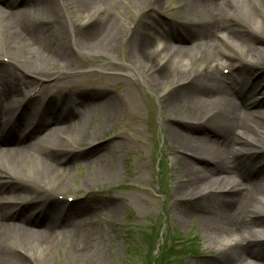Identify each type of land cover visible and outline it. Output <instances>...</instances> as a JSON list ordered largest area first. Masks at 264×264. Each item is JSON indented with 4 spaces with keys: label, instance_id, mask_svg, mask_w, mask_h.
<instances>
[{
    "label": "bare ground",
    "instance_id": "bare-ground-1",
    "mask_svg": "<svg viewBox=\"0 0 264 264\" xmlns=\"http://www.w3.org/2000/svg\"><path fill=\"white\" fill-rule=\"evenodd\" d=\"M170 1L178 14L192 16L158 20ZM260 14L264 0H0V264H51L52 250L60 264H109L87 247L97 235L95 225H85L94 215L88 208L104 206L115 215L121 205L111 195L107 201L94 195L93 205L82 203L87 193L80 200L67 195L69 165L89 134L88 115L99 114L92 129H105L123 108V134L138 142L142 105L119 78L121 86L113 90L98 87L107 78L85 87L75 83L77 53L124 58L129 73L157 98L164 136L182 160L215 163L213 170L185 166L194 170L192 210L213 250L204 264H264V170L248 160L264 153V124L258 120L264 111L250 110L258 99H244L256 89L264 95ZM107 68L116 67H100ZM243 68L248 78L238 77ZM53 75L68 80L66 89L50 86ZM222 80L229 82L220 86ZM94 139L88 150L105 148ZM249 172L254 176L242 179ZM182 189H173L175 208ZM2 192L16 194L20 205L5 203ZM180 208L176 225L189 213Z\"/></svg>",
    "mask_w": 264,
    "mask_h": 264
},
{
    "label": "rangeland",
    "instance_id": "rangeland-1",
    "mask_svg": "<svg viewBox=\"0 0 264 264\" xmlns=\"http://www.w3.org/2000/svg\"><path fill=\"white\" fill-rule=\"evenodd\" d=\"M178 12L181 11L177 5L170 1L165 3L164 9L158 13L157 18L160 21H169L170 18L184 21L182 19L189 15L186 13L180 15ZM191 16L189 15V18ZM259 17L264 22L261 14ZM237 27L242 31H248L245 25L239 24ZM68 40L71 42L70 39ZM76 56L81 67L75 70L79 75L77 74L78 77L73 79L79 86L85 87L94 81L107 78L103 80L106 82L98 87L113 90L121 86L119 79L128 81L131 89L140 95L142 105L141 110L137 111L139 116L137 129L142 131L138 142L134 137L123 134L126 130L119 121L124 115L121 107L118 120L105 129H92L97 126L99 114L95 113L87 117L91 127L88 130L89 134L82 142L80 153L71 160L72 163L69 165L70 174L67 179L70 190L67 195L72 197L74 195L80 200L83 198L82 195L87 193L82 203H90V205H93L94 195L105 201L109 200L111 195L121 205V210L115 215L108 212L104 206L88 208V211L94 215H89L90 218L86 220L85 225H95L97 235L87 247L92 251L96 250L107 259L109 264H204L211 261L213 250L207 246L206 234L198 228L200 216L192 210L195 204L189 196L195 186V173L194 170H187L185 166L191 164L195 166V171L196 168L213 170L215 163L204 157H185L182 160L184 157L175 151V146L164 136V124L157 98L139 76L133 72L129 73L124 58L117 57L116 61H109L99 55L91 58L89 55L77 53ZM106 62L113 63L116 68L114 70L100 69ZM200 62L201 59L191 62L190 68L194 70ZM227 72L224 71L223 74L228 75ZM57 75L51 77L50 86H55L58 90L66 89L63 83L68 80L61 79L62 76ZM238 77L248 78L249 70L243 68ZM51 82L54 84L51 85ZM226 82L229 81H220V86ZM257 93L258 89L245 93L244 99L248 101L258 99L259 104L250 107V110L264 111V95ZM66 113L68 114V111ZM258 120L264 124V117H259ZM178 123L174 121L172 125L177 128ZM23 131L25 130H22V136H24ZM90 138L104 143L105 148L88 150L87 142ZM80 140L77 139V141ZM109 141H115L118 145L113 143L111 148ZM12 146L14 145L8 147ZM98 155L103 157L94 160ZM248 160H251V164L256 162L258 167L264 170L263 152L256 153ZM219 172L216 170L215 174ZM253 176L254 173L249 172L242 179L248 180ZM82 180L87 181V183L84 182L86 185L77 188ZM175 187L183 188L180 192L181 199L178 200L180 202L177 203L179 208H175L176 202L172 200ZM2 194L7 198L5 203L11 204V207L20 205L21 199L16 194L4 192ZM180 206H185L189 213L183 217L182 225H176L174 218L180 217ZM262 213L264 215V212ZM17 220L18 218H14L11 221ZM261 222L264 225V218ZM254 250L258 252L257 249ZM52 255L54 261L51 264H60L61 258L56 255L55 250H52ZM263 255L262 253L261 256Z\"/></svg>",
    "mask_w": 264,
    "mask_h": 264
}]
</instances>
